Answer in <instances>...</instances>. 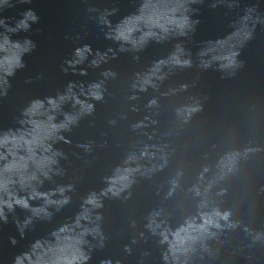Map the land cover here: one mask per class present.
<instances>
[{
  "label": "clouds",
  "instance_id": "clouds-1",
  "mask_svg": "<svg viewBox=\"0 0 264 264\" xmlns=\"http://www.w3.org/2000/svg\"><path fill=\"white\" fill-rule=\"evenodd\" d=\"M28 18H31V19H35V17L34 16H32L30 13L28 14ZM22 24H23V26H27L26 25V22H22ZM5 43H8V41H7V38H5ZM16 47H19V45L17 44V45H15ZM3 48V46H0V49H2ZM77 52H78V54H79V50H77ZM235 55V54H234ZM12 61L6 56L5 57V63H11ZM235 61L234 60H230V63H234ZM187 63V62H186ZM15 65L17 66V67H19V66H21V64H20V60H19V57H17L16 59H15ZM6 75H12V71L11 70H8V71H6ZM93 96H94V98L95 99H97V100H99V99H101L102 97H101V95L99 94V93H93ZM49 103H52V101L50 100L49 101ZM40 107H42V102L41 101H34L33 102V105H32V107H31V109H29V113L30 114H35V110L37 109V108H40ZM91 109H92V106L91 105H88V108H87V110L88 111H91ZM53 119V117H49V120H52ZM66 120H67V122L68 123H71V122H73V120H72V118L71 117H66ZM35 123V122H34ZM51 128L54 130V131H58V130H60V129H67V123H63V124H60V125H56V124H52L51 125ZM9 143V138L6 136L3 140H0V145H7ZM6 158V157H5ZM5 168H6V170H8L9 169V166L8 165H6L5 166ZM127 177L126 176H121V177H118V179H120V180H124V179H126ZM0 187H6V185H0ZM112 189H109V191H111ZM114 195L116 194L115 192L113 193ZM42 195V194H41ZM65 203L67 202V200H65L64 201ZM6 203V205H7V207H9L10 209L12 208V204L11 203H8V202H5ZM15 203L17 204V205H20L21 207H24V208H27L28 207V203H27V201L26 200H24V199H17L16 201H15ZM88 203H92V204H95L96 202H95V200H92V199H90L89 201H88ZM97 206H99V205H97ZM228 213H225L224 215H223V217L222 218H224V219H227V217H228ZM205 223H211V221L209 220V221H205ZM202 228H203V225L201 226ZM25 258H28L27 257V254H25ZM15 264H23V259L21 258V257H17L16 258V261H15Z\"/></svg>",
  "mask_w": 264,
  "mask_h": 264
}]
</instances>
